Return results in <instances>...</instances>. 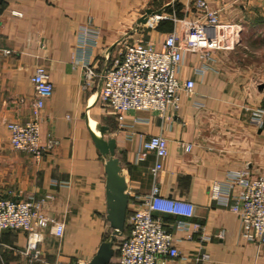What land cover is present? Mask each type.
I'll return each mask as SVG.
<instances>
[{
  "label": "crops",
  "instance_id": "crops-1",
  "mask_svg": "<svg viewBox=\"0 0 264 264\" xmlns=\"http://www.w3.org/2000/svg\"><path fill=\"white\" fill-rule=\"evenodd\" d=\"M208 1L223 21L241 26L240 44L217 51L209 61L189 53L178 76L195 81V94H183L181 108L163 116L130 111L128 125L121 127L97 95L101 78L90 86L83 83L82 64L91 60L102 73L125 42L144 38L159 45L174 21L161 18L150 26L140 21L146 10L193 17L195 0H0V197L52 196L42 206L51 219L40 244L47 259L90 263L112 233L105 156L91 136L99 122L108 126L105 137L116 139L128 188L141 193L152 187L156 159L148 152L137 160L142 138L168 139L161 189L195 204L193 219L208 235L210 259L201 264H264V245L246 239L238 213L225 199H213L209 193L211 184L224 181L230 169L247 168L255 176L264 173V124L253 114L254 108H264V0ZM258 41L261 48L249 47V42ZM206 63L209 67L202 71ZM38 65L47 68L54 84L43 110L42 138L58 140L40 158L15 150L7 127L10 121L25 122L31 116L35 94L30 76ZM187 144L192 145L189 150ZM26 243L21 230L2 232L0 264H40L21 254ZM196 245L179 243L183 254Z\"/></svg>",
  "mask_w": 264,
  "mask_h": 264
},
{
  "label": "built area",
  "instance_id": "built-area-1",
  "mask_svg": "<svg viewBox=\"0 0 264 264\" xmlns=\"http://www.w3.org/2000/svg\"><path fill=\"white\" fill-rule=\"evenodd\" d=\"M193 8L196 10L193 17L178 18L175 14L149 17L147 23L150 26L161 18L169 17L174 21L173 30L159 45L140 39L125 42L112 65L102 73L96 71L91 60L82 64L83 83L90 86L97 77L101 78L97 95L105 109L116 116L121 127L128 125L125 119L130 111H156L163 116L167 110L177 112L181 108L183 94H195V81L178 76L189 53L209 61L217 51L233 50L240 44L241 26L223 21L219 11L208 0H195ZM14 14L19 12L14 11ZM208 67L206 63L202 71ZM30 81L35 94L31 116L25 122L10 121L7 127L15 150L40 158L58 143L56 137L49 136L44 140L41 134L43 110L53 96L54 84L44 65L35 68ZM253 114L263 125L264 108H254ZM126 136L131 138L132 133ZM142 139L143 147L137 152V160L144 159L148 152H154L156 159L151 167L153 184L147 193L135 191L127 185L130 233L118 243V264H201L208 261V235L204 225L193 219L195 204L165 195L161 189L160 177L169 152L168 139L163 135ZM191 146L187 144L186 150ZM209 193L213 199H225V203L238 213L246 239L257 240L264 245V173L255 176L247 168L230 169L224 181L211 184ZM48 198L52 196L0 197V234L5 230L25 232L27 243L20 252L30 263L90 264L82 259L49 260L44 256L40 244L51 219L42 206ZM166 216L172 220L167 221ZM185 241L197 242L188 254H183L179 247V243Z\"/></svg>",
  "mask_w": 264,
  "mask_h": 264
},
{
  "label": "water",
  "instance_id": "water-1",
  "mask_svg": "<svg viewBox=\"0 0 264 264\" xmlns=\"http://www.w3.org/2000/svg\"><path fill=\"white\" fill-rule=\"evenodd\" d=\"M154 14L152 9H147L140 21L145 23ZM107 132L108 126L96 122L91 136L97 148L105 156L107 220L112 233L101 243L90 264H110L115 256L116 237L122 235L127 223L129 205L127 181L122 172L121 160L117 155L116 139L106 138Z\"/></svg>",
  "mask_w": 264,
  "mask_h": 264
},
{
  "label": "trees",
  "instance_id": "trees-1",
  "mask_svg": "<svg viewBox=\"0 0 264 264\" xmlns=\"http://www.w3.org/2000/svg\"><path fill=\"white\" fill-rule=\"evenodd\" d=\"M129 214H130V211L128 209V215ZM128 215H127V217H128ZM129 233H130V226L126 223L125 231L122 233V235L116 237V241H115V256H114V258L116 260V264H118V259H119V245H118V243L120 241L124 240L128 236Z\"/></svg>",
  "mask_w": 264,
  "mask_h": 264
},
{
  "label": "rangeland",
  "instance_id": "rangeland-1",
  "mask_svg": "<svg viewBox=\"0 0 264 264\" xmlns=\"http://www.w3.org/2000/svg\"><path fill=\"white\" fill-rule=\"evenodd\" d=\"M144 38H141L140 40H143ZM144 41V40H143ZM248 44V43H247ZM249 47H251V49H259V48H261L262 47V43L260 42V41H258V42H253V43H251V42H249ZM260 60H261V58H260ZM113 264H114V262H113Z\"/></svg>",
  "mask_w": 264,
  "mask_h": 264
},
{
  "label": "bare ground",
  "instance_id": "bare-ground-1",
  "mask_svg": "<svg viewBox=\"0 0 264 264\" xmlns=\"http://www.w3.org/2000/svg\"><path fill=\"white\" fill-rule=\"evenodd\" d=\"M94 128H95V126H94Z\"/></svg>",
  "mask_w": 264,
  "mask_h": 264
}]
</instances>
